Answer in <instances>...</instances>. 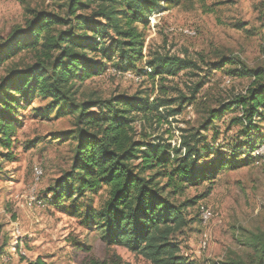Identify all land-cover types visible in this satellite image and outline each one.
I'll list each match as a JSON object with an SVG mask.
<instances>
[{
    "label": "trees",
    "instance_id": "obj_1",
    "mask_svg": "<svg viewBox=\"0 0 264 264\" xmlns=\"http://www.w3.org/2000/svg\"><path fill=\"white\" fill-rule=\"evenodd\" d=\"M57 1L62 3L58 11L28 9L24 25L0 39V69L8 67L0 80V159L14 160L16 111L36 97L48 100L43 116L73 117L76 132L71 135L77 140L72 171L48 190V203L79 217L83 227L98 232L107 246L124 247L151 264H193L182 255L177 238L192 224L186 210L196 199L178 204L174 197L183 192L184 185L212 181L221 171L253 160L252 153L264 143V137L252 140L264 121V68L249 69L242 64L240 70H229V75L251 81L246 93L220 109L208 110L202 125L197 130H182L180 145L172 147L161 137L140 134L134 124L140 116L163 119L160 109H168V117L180 114L183 106L196 101L200 85L190 98L182 95L176 100L168 99L162 86L164 95L153 102L146 93L79 101L74 91L77 82L100 76L109 67L116 73L162 83L185 71L199 70L187 58L143 54L150 17L164 11L169 2ZM25 55L33 63L15 64ZM234 64L224 57L212 69L220 71ZM176 104L177 109L171 108ZM226 113H238L232 124L240 127L238 137L244 142L229 159L200 166L217 149L207 145L201 131ZM242 148L248 153L245 160L240 158ZM103 189L107 198L99 210L84 206L88 196ZM244 245L246 256L217 264H264V231L252 234ZM35 264L45 263L38 260Z\"/></svg>",
    "mask_w": 264,
    "mask_h": 264
},
{
    "label": "rangeland",
    "instance_id": "obj_2",
    "mask_svg": "<svg viewBox=\"0 0 264 264\" xmlns=\"http://www.w3.org/2000/svg\"><path fill=\"white\" fill-rule=\"evenodd\" d=\"M167 2L164 11L153 13L149 19L143 54L187 58L199 70L185 71L162 83L158 79L117 74L109 67L100 76L77 82L74 91L79 101L146 93L153 102L164 95L163 91L168 99L176 100L182 95L190 98L200 85L196 101L183 106L180 114L168 117V109H160L163 119L158 115L149 120L140 116L134 124L140 134L146 133L152 139L161 137L172 147H178L182 130H197L206 120L208 110L220 109L232 98L246 93L251 81L229 75V70H240L242 64L249 69L264 68V0ZM60 4L57 0H0V39L24 25L28 9L53 12L58 11ZM224 57L237 64L213 70L212 64ZM20 60L15 64L33 63L29 55ZM7 68L0 69V80ZM162 86L166 88L163 91ZM47 103L48 100L36 97L21 105L15 113L14 160L0 159V264H35L38 260L45 264H151L124 247L107 246L98 232L83 227L79 217L69 216L65 209L46 200L48 190L72 171L77 145L75 135H71L76 132L75 119L58 118L54 113L43 116ZM171 108L177 109L178 104ZM236 117L238 113H226L208 130L201 131L207 145L217 149L200 166L229 159L231 152L244 142L238 137L240 127L232 124ZM260 122L261 130L252 140L264 137V121ZM240 152L244 153L240 158L245 160L247 150L242 148ZM251 156L252 161L223 170L212 181L198 186L184 185L183 192L174 197L178 204L196 199L186 210L192 224L177 238L182 255L189 262L217 264L229 257H244L248 252L245 239L264 231V156L257 158L253 153ZM35 167L43 171L38 183L34 179ZM32 197L37 204L29 207ZM106 198L107 191L103 189L88 196L84 206L99 210ZM200 206L214 213L208 225L200 221ZM204 234L209 237L205 250L200 246Z\"/></svg>",
    "mask_w": 264,
    "mask_h": 264
},
{
    "label": "built area",
    "instance_id": "obj_3",
    "mask_svg": "<svg viewBox=\"0 0 264 264\" xmlns=\"http://www.w3.org/2000/svg\"><path fill=\"white\" fill-rule=\"evenodd\" d=\"M186 32L187 31H185V33ZM187 33H189V32H187ZM189 34L190 35H193V32H191ZM117 74H120V73H117ZM121 75H124V76L127 75L128 77H131V76L133 77L132 74H121ZM253 156L254 157H257V158L264 156V143L263 144H259L257 146V148L253 152ZM42 177H43V171H42V169L39 168V167H35V169H34V179H35V182L38 183L41 180ZM35 204H37V200L34 197L30 198L29 201H28V206L29 207H32ZM38 204L39 205H43V202H38ZM214 217H215L214 216V213L211 211L210 208L205 207V206H200V208H199V218H200V221H201V223L203 225H208L211 221H213ZM208 244H209V237H208L207 234H204L203 239L201 240L200 246H201V248L203 250H205L206 247L208 246ZM20 253L23 256H25V253L24 252L20 251Z\"/></svg>",
    "mask_w": 264,
    "mask_h": 264
}]
</instances>
